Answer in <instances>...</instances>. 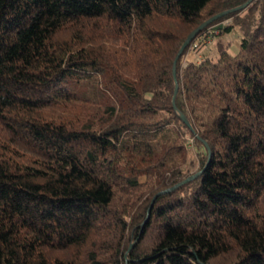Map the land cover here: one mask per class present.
<instances>
[{
	"label": "trees",
	"instance_id": "obj_1",
	"mask_svg": "<svg viewBox=\"0 0 264 264\" xmlns=\"http://www.w3.org/2000/svg\"><path fill=\"white\" fill-rule=\"evenodd\" d=\"M247 1L0 0V264H264V0L173 76Z\"/></svg>",
	"mask_w": 264,
	"mask_h": 264
},
{
	"label": "rangeland",
	"instance_id": "obj_2",
	"mask_svg": "<svg viewBox=\"0 0 264 264\" xmlns=\"http://www.w3.org/2000/svg\"><path fill=\"white\" fill-rule=\"evenodd\" d=\"M228 20V19H227ZM231 21V19H229V22ZM224 23H227L226 22V20L225 21H223V22H221V24L223 25ZM215 27V29L214 30H216V29H218V27H216V25L214 26ZM216 32V31H215ZM212 36H215V35H212ZM211 37V36H210ZM223 39H229V40H231L232 41V46L229 48V50L232 52L233 50L235 51V49L237 48V44H238V39H239V33H238V30H236V29H232L231 31H229V32H226V33H224V35H222L221 36ZM202 40V38L200 37V39H198V41H201ZM198 41L196 42V44L198 43ZM203 43H201L203 46L200 48V49H192V50H190L189 51V53L187 54V59L189 58H191V59H193V58H195V56L197 57V56H199L200 54H201V56L205 53V54H207L208 52H209V50H211L212 49V51H214V48H215V43H216V38H215V40H214V37L213 38H207L206 39V41H205V39H204V41H202ZM193 45H194V43H193ZM191 46V45H190ZM195 46V45H194ZM183 65H185L186 64V61H185V59L183 60V63H182ZM186 138H188V136H186ZM191 146V145H190ZM195 158V155H194V151L192 150L190 153H189V157H188V162H189V160H193ZM187 167L188 168H191L192 169V171H195L196 170V166L195 165H189V164H187ZM186 167V168H187ZM133 242H131V244H132ZM130 244V245H131Z\"/></svg>",
	"mask_w": 264,
	"mask_h": 264
},
{
	"label": "water",
	"instance_id": "obj_3",
	"mask_svg": "<svg viewBox=\"0 0 264 264\" xmlns=\"http://www.w3.org/2000/svg\"><path fill=\"white\" fill-rule=\"evenodd\" d=\"M251 0H248L247 2H245L244 4L238 6V7H235V8H232V9H229V10H226V11H222L214 16H212L211 18L207 19L206 21H204L203 23H201L199 26H197L192 32H190V34L186 37L185 41L182 43L177 55H176V58L174 59V62H173V76L175 77V64H176V61L177 59L179 58L180 54L182 53V51L186 48V46L193 40V38L196 36V34L201 31L205 26H207L208 24H210L211 22H213L214 20H216L217 18H219L220 16L224 15L225 13H228L230 11H234V10H238V9H241L243 7H245ZM222 26L221 23H219L218 25H216V27L220 28ZM176 90H177V86H175V93H176ZM174 93V95H175ZM174 99V97H173ZM181 119L183 121H185L187 124V120L186 118L181 115ZM200 172L196 173V174H193V175H190L188 176L187 178H185L184 180H182L181 182L177 183L175 186H173L172 188H169V189H166V190H163L159 193H165V192H168L170 189H173L181 184H183L184 182L192 179L193 177H195L196 175H198ZM132 247V244L129 246V250L130 248Z\"/></svg>",
	"mask_w": 264,
	"mask_h": 264
},
{
	"label": "built area",
	"instance_id": "obj_4",
	"mask_svg": "<svg viewBox=\"0 0 264 264\" xmlns=\"http://www.w3.org/2000/svg\"><path fill=\"white\" fill-rule=\"evenodd\" d=\"M226 22L228 23V22H229V19L226 20ZM224 24H225V23H224ZM214 29H215L214 26H213L212 28L207 29V32H206V33L209 34V37L213 34V33H211L212 30H213L214 33H216V32H215L216 30H214ZM201 38H202V37H201ZM199 39H200V38H199ZM206 39H207V38H205V41H206Z\"/></svg>",
	"mask_w": 264,
	"mask_h": 264
}]
</instances>
